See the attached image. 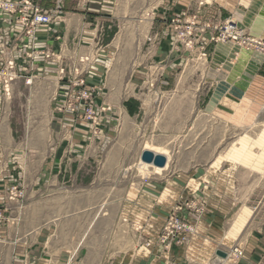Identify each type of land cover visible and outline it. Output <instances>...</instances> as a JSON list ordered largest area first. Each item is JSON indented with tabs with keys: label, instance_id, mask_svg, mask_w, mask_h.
Masks as SVG:
<instances>
[{
	"label": "rangeland",
	"instance_id": "obj_1",
	"mask_svg": "<svg viewBox=\"0 0 264 264\" xmlns=\"http://www.w3.org/2000/svg\"><path fill=\"white\" fill-rule=\"evenodd\" d=\"M184 1L38 0L86 18L111 74L122 55L125 65L146 67L148 49L162 43L158 14L169 2ZM189 2L185 11L205 17L202 25L233 19L228 10L241 13L253 3L252 20L234 21L264 41V0ZM219 8L223 18L214 20ZM187 53L188 61L168 79L160 71L147 74L132 92L140 99L126 104L131 117L125 120H115L121 106L102 103L97 85V108L105 111L84 122L69 102L55 99L58 78L13 82L10 97L0 101V211L6 219L0 264H238L246 258L253 217L247 205L261 201L258 221L264 225V84L220 89L212 116L217 75L211 58ZM218 80L228 86L226 72ZM66 114L75 126L65 127ZM145 150L165 156L166 166L142 162ZM235 249L243 255L235 257ZM219 250L228 254L226 261Z\"/></svg>",
	"mask_w": 264,
	"mask_h": 264
},
{
	"label": "crops",
	"instance_id": "obj_2",
	"mask_svg": "<svg viewBox=\"0 0 264 264\" xmlns=\"http://www.w3.org/2000/svg\"><path fill=\"white\" fill-rule=\"evenodd\" d=\"M188 2L186 0L184 1V4H181V2L180 4L169 2L168 7L161 10L162 13L158 14V22L160 23L159 26L156 27V32H160V34L162 33V43H153L151 49H148L146 67L141 68L135 65L127 66L125 65L126 59L123 58L125 56L122 55V60L118 63L120 68L115 70V74H111L112 72L109 70L108 59L105 54L106 51L97 50L95 48V35L86 29L90 26V24L85 22L86 18L77 17L76 14L68 16L62 11L61 15L64 18H62L61 23L49 27H43L37 30L35 35V47L37 49L49 50L50 52L62 55L61 63L44 62L42 66V74L49 78L59 79L58 76L61 68L65 67L67 70H71L73 67L81 64L80 58L89 56V63L82 64L83 68H87L85 75L87 81L90 84L99 87V97L102 103L107 104L109 101L111 104L121 106L118 108L119 112H116L118 118L115 120H125L127 116L131 117L126 104H128L130 100L140 99L137 94L132 95V92L135 88L144 84L149 72L160 71L163 79L166 80L174 71L178 70V67L184 61H188L189 54L187 52L180 53L178 50L172 48L169 43L170 30L165 28L170 23L171 18V15L167 16V14L172 12L174 13L173 15H179L187 8L190 3ZM60 8L58 5L59 10H61ZM239 11H241V13H239L238 9L234 7L233 10H228V15L230 16L231 14L233 19L238 18L237 16H241L243 22L252 20L251 16H255L252 14L253 3H250L249 7L243 6ZM215 16L214 20H222L223 16L220 8L215 12ZM205 19V17L200 16L199 22ZM9 27H12L9 19L5 16H0V29L3 28L6 31L5 34L0 35V57L3 53L5 54L7 52V49L12 48L13 32L9 30ZM131 47L132 43L130 42V48ZM131 56L132 59L130 62L133 63L135 54H132V50ZM234 57L236 58L233 62L232 59ZM208 58H211L210 71L217 75L216 79L213 78L212 80V87L216 86L214 91L215 96L210 99L212 116L217 114L214 111L218 112L219 110L221 98L219 96L220 89L222 93H225L230 86H234V83L249 87H251L252 84H248L252 82L254 83V81L259 85L264 84V56L262 55L255 54L253 51L237 50L232 44H213L209 47ZM158 61H162V64H157ZM220 72L227 73L228 82L226 83L228 86H224V84H221V86L219 85L218 73ZM113 76L115 77L114 80H112ZM164 84L169 85L167 81L164 82ZM57 85L56 93H54L55 97L61 92L62 88L60 82H58ZM3 97L4 95L2 91H0V101ZM62 120L66 122L65 127L67 128L70 127V125L75 126L77 124L75 117L72 114H66ZM80 125L82 124H78V127ZM216 125H218V123ZM81 127L78 128L79 133H85L87 129L84 130L85 127L83 125ZM216 128H218V126H216ZM69 132H71V130H69ZM8 169L11 171L13 167L9 166ZM7 175H9V173L5 176ZM225 201H229V198H226ZM260 202H257L256 205H252V203L249 202L250 204L247 205L250 210H253V217L249 222V229L244 238L246 258L241 260L238 264H264V225L260 224V221H258L260 216L259 212L261 213ZM219 207L220 206H217L215 209H218ZM221 208H223V206Z\"/></svg>",
	"mask_w": 264,
	"mask_h": 264
},
{
	"label": "built area",
	"instance_id": "obj_3",
	"mask_svg": "<svg viewBox=\"0 0 264 264\" xmlns=\"http://www.w3.org/2000/svg\"><path fill=\"white\" fill-rule=\"evenodd\" d=\"M200 6L203 7L204 3L201 2ZM0 16L9 19L12 25L9 30L13 32L12 48L0 57V91L7 98L11 95L14 81L24 80L31 85L42 75L44 62L61 63V54L35 47V35L39 27L61 23L62 15L58 8H45L38 0H0ZM198 17H192L185 10L171 17L175 25L169 41L172 48L196 54L200 60L207 59L209 47L213 44H232L237 50L264 55V41L247 35L234 19L202 25ZM89 61V57L81 58L82 64ZM85 69L78 66L71 70L61 68L58 77L62 88L55 99L69 102L72 105L70 112L73 115L80 113L84 122H89L96 121L105 109L97 108L95 92L98 88L87 81ZM13 189L17 194V188ZM5 220V212L1 210L0 224ZM235 253L237 258L243 255L240 249H235Z\"/></svg>",
	"mask_w": 264,
	"mask_h": 264
},
{
	"label": "water",
	"instance_id": "obj_4",
	"mask_svg": "<svg viewBox=\"0 0 264 264\" xmlns=\"http://www.w3.org/2000/svg\"><path fill=\"white\" fill-rule=\"evenodd\" d=\"M142 162L144 163H148V164H154L155 166L159 167V168H164L166 166L167 163V159L165 156L161 155V154H155L154 152L150 151V150H145L142 153ZM218 256H220L221 258L226 259L228 257V254L224 251L219 250L217 252Z\"/></svg>",
	"mask_w": 264,
	"mask_h": 264
},
{
	"label": "bare ground",
	"instance_id": "obj_5",
	"mask_svg": "<svg viewBox=\"0 0 264 264\" xmlns=\"http://www.w3.org/2000/svg\"><path fill=\"white\" fill-rule=\"evenodd\" d=\"M41 28H43V27H39L38 30L41 29ZM226 259H227V258H226ZM226 259L222 258V260H225V261H226Z\"/></svg>",
	"mask_w": 264,
	"mask_h": 264
}]
</instances>
